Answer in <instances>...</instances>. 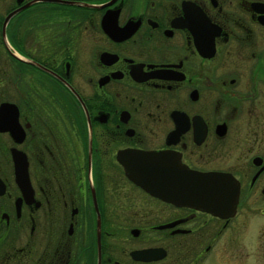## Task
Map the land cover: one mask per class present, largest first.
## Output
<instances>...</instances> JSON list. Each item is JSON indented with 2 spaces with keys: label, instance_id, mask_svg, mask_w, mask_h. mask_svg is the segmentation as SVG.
<instances>
[{
  "label": "flooded vegetation",
  "instance_id": "flooded-vegetation-1",
  "mask_svg": "<svg viewBox=\"0 0 264 264\" xmlns=\"http://www.w3.org/2000/svg\"><path fill=\"white\" fill-rule=\"evenodd\" d=\"M1 110L0 264H264V0H0Z\"/></svg>",
  "mask_w": 264,
  "mask_h": 264
},
{
  "label": "rangeland",
  "instance_id": "rangeland-1",
  "mask_svg": "<svg viewBox=\"0 0 264 264\" xmlns=\"http://www.w3.org/2000/svg\"><path fill=\"white\" fill-rule=\"evenodd\" d=\"M263 222L262 221H258L256 219H251L248 223H247V227L250 228L251 227V230L254 228V230H258V233H260V229H261V226H262ZM255 233V232H254ZM250 234V237L248 238V233H241L239 234V240H241L242 242L246 243L248 240L250 239H255L253 238V236H255V234H253V232L249 233Z\"/></svg>",
  "mask_w": 264,
  "mask_h": 264
},
{
  "label": "water",
  "instance_id": "water-1",
  "mask_svg": "<svg viewBox=\"0 0 264 264\" xmlns=\"http://www.w3.org/2000/svg\"><path fill=\"white\" fill-rule=\"evenodd\" d=\"M3 111L1 110L0 113H2ZM143 187H145V189L148 190V185H143Z\"/></svg>",
  "mask_w": 264,
  "mask_h": 264
}]
</instances>
